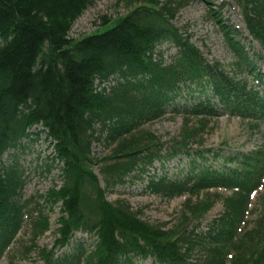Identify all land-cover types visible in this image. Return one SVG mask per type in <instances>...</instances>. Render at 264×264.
I'll return each mask as SVG.
<instances>
[{
	"label": "trees",
	"instance_id": "obj_1",
	"mask_svg": "<svg viewBox=\"0 0 264 264\" xmlns=\"http://www.w3.org/2000/svg\"><path fill=\"white\" fill-rule=\"evenodd\" d=\"M93 1L0 0V160L11 150L23 151L22 142L34 135L30 129L41 124L39 133L53 147V162L61 165V186L44 200L49 208L60 204L57 238L51 251H39L40 259L44 264H134L137 258L151 257L157 264H225L230 247L235 257L229 264H264V246L255 247L260 228L232 242L250 193L262 185L264 148L224 158L227 168L220 171L205 166L203 154L194 152L187 177L149 183V193L166 199L193 197L209 189L233 191L225 199L216 234L208 238L212 247L202 261L190 260L193 232L150 225L123 200L107 202L106 193L124 186L133 172L141 174L155 161L189 154L185 140L197 136V130L190 128L182 142L162 154L163 145L141 127L168 114L198 119L199 128L206 124L202 119L220 113L260 122L264 97L248 81L210 64L171 24L177 8L190 0H144L126 16L103 22L102 27L109 26L105 32L70 39L73 24ZM237 4L249 37L260 47L258 54H250L241 33L221 17L216 22L239 72L264 85V75L256 68L264 59V0H237ZM163 42L177 49L168 65L153 58ZM111 77L115 83L107 90L102 86ZM184 92L192 101L177 105L175 100ZM95 143L109 154L92 156ZM10 158V166L0 164V259L29 213V202L21 201L22 170L14 155ZM210 207L207 202L187 203L185 209L200 216ZM182 220L186 222L185 217ZM30 221L32 241L49 230L48 218L40 210ZM79 232L95 238L94 250L77 243L56 257Z\"/></svg>",
	"mask_w": 264,
	"mask_h": 264
},
{
	"label": "rangeland",
	"instance_id": "obj_2",
	"mask_svg": "<svg viewBox=\"0 0 264 264\" xmlns=\"http://www.w3.org/2000/svg\"><path fill=\"white\" fill-rule=\"evenodd\" d=\"M157 1V0H153ZM165 3L167 0H159ZM180 3L183 0H179ZM144 0H95L75 21L69 33V38L78 40L92 34H101L108 27H102L103 22L112 23L115 19L126 16L134 8L142 5ZM177 12L171 24L189 39V41L201 52L202 56L210 63L216 64L222 70L237 80L248 81L250 88L264 96V86L257 85L247 73H241L235 66V60L226 48L220 29L216 22L219 16L229 26L240 31L243 35L242 43L246 49L254 54H258L260 48L256 42H252L247 36V32L242 21L240 8L237 0H190L187 4L177 8ZM220 19V20H221ZM158 51L162 52L163 60L169 63L176 53L175 47L171 44H163ZM256 68L264 73V61L257 63ZM192 100L188 99V94L184 92L175 100L177 104H184ZM187 120L188 129H184ZM206 122L205 126L199 128L198 119L183 118L179 115L168 114L163 118L150 122L140 128L141 132H146L158 140L163 145L162 154L168 152L173 143L182 142L183 137L189 133L190 128L197 130L194 139L185 140L188 150L192 153L209 151L211 155L217 154L215 161L212 157L207 159L205 166H211L213 170L220 171L223 166V159L234 154H248L254 150L264 148V121L253 123L242 121L237 118L219 115L212 118L202 119ZM32 142V143H29ZM25 148L23 151L10 152L3 156L0 164L10 166L11 156L14 155L22 170L23 186L21 189V201L29 202V213L24 219L21 230L10 245L0 264H44L39 257V251H51L57 238L58 219L60 217V205L51 208L44 203L46 195L61 184L59 180V167L52 162L53 148L46 140L45 135L40 134L28 140H24ZM110 150L102 144L92 146V154L95 158L107 156ZM191 153H185L191 156ZM172 161L164 160L155 162L146 173H133L126 178V184L119 186L106 193L107 202L114 204L117 200L126 202L133 212H137L139 218L153 226L167 224L166 229L180 227L193 232L194 239L190 245L192 262L202 261L209 253L212 243L209 237L216 234V222L223 217L224 202L231 192L224 190H207L197 196L182 195L172 199L156 196L146 190L148 180L153 176L167 174L169 179L180 174L184 175L189 170V160L183 155ZM227 168V167H224ZM99 176L98 167L94 169ZM137 172V171H135ZM103 188V184L100 181ZM201 202L210 203V209L203 215H193L186 211L187 203L194 206ZM264 185L250 198V204L246 211L243 222L239 225L237 238L248 232L259 229V241L256 249L264 246ZM48 218L49 230L39 238L32 241L31 219H35L38 211ZM185 217L186 222L182 220ZM258 233V234H259ZM81 242L87 247L92 248L93 241L84 234H77L74 243ZM232 242H237L233 239ZM34 244V247H32ZM29 248L30 249L29 251ZM68 252L66 249L57 251L60 255ZM227 261L233 260L235 253L228 247ZM136 264H155L153 260H137Z\"/></svg>",
	"mask_w": 264,
	"mask_h": 264
}]
</instances>
